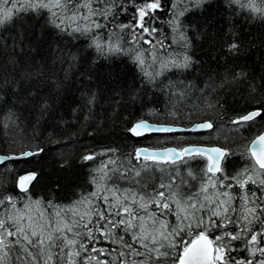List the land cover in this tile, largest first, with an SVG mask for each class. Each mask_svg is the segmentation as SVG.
<instances>
[{"label":"snow or ice","instance_id":"snow-or-ice-1","mask_svg":"<svg viewBox=\"0 0 264 264\" xmlns=\"http://www.w3.org/2000/svg\"><path fill=\"white\" fill-rule=\"evenodd\" d=\"M212 4L225 22L264 24V0H0L4 126L19 127L25 111L37 125L55 120L80 69L87 91L74 111L85 116L100 65L120 56L139 70L113 109L139 143L101 149L105 159L67 202L33 194L42 173L30 158L43 153L40 143L9 153L29 159L0 180V264H264V72L257 80L232 63L243 48L235 25L211 36ZM209 36L227 50L216 71L190 54L194 37ZM237 87L242 104L219 102ZM196 92L214 117L185 103ZM224 124L249 136L235 145L167 139ZM153 134L164 146L147 143Z\"/></svg>","mask_w":264,"mask_h":264},{"label":"trees","instance_id":"trees-1","mask_svg":"<svg viewBox=\"0 0 264 264\" xmlns=\"http://www.w3.org/2000/svg\"><path fill=\"white\" fill-rule=\"evenodd\" d=\"M215 8V4L209 8V13L215 19V25L208 30L209 33L211 36H215L220 29L227 33L232 25H235L232 30L240 36L243 48L232 63L242 66L246 72H252L259 80L260 74L264 72V24L252 20L245 22L244 17H231L225 22L216 15ZM200 19L203 20L204 17L201 16ZM211 36L209 38L194 37L195 46L190 54L216 71L222 69L228 57L226 56L227 50H220V44L214 41ZM82 72L84 69L75 72L72 88L62 100L57 101L60 106L56 108L55 120L48 119L37 125L33 118L35 113L30 115L29 111H25L20 117L19 127H7L4 126L3 116L0 115L1 154L19 150L28 143H40V147L44 150L42 154H34L30 159L35 170L42 173L39 179L34 182L33 194L43 197L45 200L55 195L59 202H67L66 197H70L72 190L83 183L91 169L105 159L101 149L122 147L125 142L130 145L139 143V141L129 139L126 134L125 120L117 115V111L113 110L117 108L116 101L120 98L121 89L132 82L133 72L137 74L139 72L133 62L116 56L110 63L102 64L96 69L97 79L93 80L91 86L97 90V102L84 108V112L88 113L87 116L74 111L78 105L83 104L82 93L87 91V85L80 79ZM85 75L87 78L91 73ZM187 79H193V76H188ZM197 83L203 87L199 80ZM82 85L84 86L82 87ZM244 91L243 88L237 87L220 92L219 102L224 104L225 99L228 102L235 99L239 106L242 104L240 97ZM227 93H231V95ZM185 103L189 106L195 104L202 107L204 100L196 92V95L190 96L185 100ZM187 110L189 109L186 108L185 111ZM201 114L212 118L215 112L202 107ZM54 124L58 127H54ZM89 124L92 126L89 127ZM259 127L260 123L258 122L252 131L255 132ZM93 131L96 133L95 136L92 135ZM248 136L249 133L241 132L235 126L224 124L206 131H178L175 135H168L167 139L172 143L201 142L235 145L243 143ZM147 143L153 146H164L163 137L159 134L150 136ZM85 150L96 151L98 155L91 161H83L80 157ZM61 155L65 160L71 161L69 166H65L64 162L60 160ZM27 159L29 158H23V160ZM23 160L16 157L1 163L0 180L10 181L9 173L15 174V170L24 167ZM57 185L60 187L59 192H56ZM9 190L11 191V189ZM17 191L19 190L17 189Z\"/></svg>","mask_w":264,"mask_h":264},{"label":"water","instance_id":"water-1","mask_svg":"<svg viewBox=\"0 0 264 264\" xmlns=\"http://www.w3.org/2000/svg\"><path fill=\"white\" fill-rule=\"evenodd\" d=\"M195 131H205V130H195ZM0 155L6 156L7 157L6 160H9V159H12V158H16V157L10 156L9 154H1L0 153ZM6 160H4V161H6ZM4 161H0V164L3 163Z\"/></svg>","mask_w":264,"mask_h":264},{"label":"bare ground","instance_id":"bare-ground-1","mask_svg":"<svg viewBox=\"0 0 264 264\" xmlns=\"http://www.w3.org/2000/svg\"><path fill=\"white\" fill-rule=\"evenodd\" d=\"M206 131V130H205Z\"/></svg>","mask_w":264,"mask_h":264}]
</instances>
